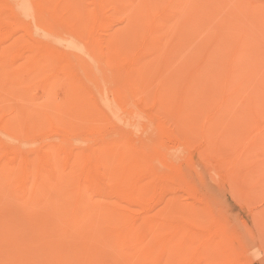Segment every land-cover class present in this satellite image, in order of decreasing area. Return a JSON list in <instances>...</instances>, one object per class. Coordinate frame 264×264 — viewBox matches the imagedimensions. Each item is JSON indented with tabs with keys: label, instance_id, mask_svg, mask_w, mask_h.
I'll list each match as a JSON object with an SVG mask.
<instances>
[{
	"label": "rangeland",
	"instance_id": "obj_1",
	"mask_svg": "<svg viewBox=\"0 0 264 264\" xmlns=\"http://www.w3.org/2000/svg\"><path fill=\"white\" fill-rule=\"evenodd\" d=\"M51 1L65 4L69 0ZM77 1L78 8L63 5L56 11L50 7L31 9L33 12L46 11L36 22H28L39 37L44 36L50 47L53 45L57 53L55 59L46 63L36 61L28 68L0 63V216L14 210L26 214L36 209L38 217L53 212L52 208L43 205L29 210L26 204L16 201L18 189L9 183L20 176L18 172L8 178L4 176L3 171L11 166L4 152L7 147L2 143L33 150L31 159H36L37 154L41 158L48 155V159H41L43 163L53 162L58 175H64L67 180L64 169L71 163V151L76 149L77 153L96 148L100 166L112 168L118 162L127 165L135 155L129 157L130 147L116 143L111 134L129 139L127 134L133 125H136L134 133H140L149 125L152 129L148 128L146 132H156L163 138V155L169 163L163 171L174 175L178 194L189 199L203 214H209L211 227L223 232L237 247L238 256L245 264H264V89L261 88L264 59L260 63L258 60L264 52V36L261 35L264 29L254 19L248 22L252 13L249 3L241 10H229L225 6L227 0H218L216 3L220 8L206 9L204 5L192 19L191 6L178 9L179 17L187 23L179 27L181 24L177 22L172 29L175 33L180 32L178 42L182 49L174 58L167 52L164 60L152 56V62L147 61L146 67L150 70V84L146 83L148 107L118 93L124 88L118 87L120 79H124L120 81L125 83V88L131 87L122 75L130 69L126 58L129 48L135 45V54L139 58L144 54L140 45L145 44L143 40L148 33L139 26L140 19L134 20L137 8L115 9L112 25H107L103 32L100 31L103 17L95 14L99 7L93 5L98 0ZM129 1L133 6L140 2ZM190 1L192 5H199L204 0ZM114 2L126 6V0ZM240 15L248 23L246 32L244 27L237 25L242 20L235 21ZM106 20L109 21V15ZM110 29L131 32L126 34V49L115 43L111 50L105 44L99 51V36L107 35ZM175 42L176 38H170L167 47ZM235 50L242 57L236 56L240 59L236 64L240 66L239 79L223 91V80L219 76L225 77L228 61ZM246 60L247 64L244 63ZM207 66L210 74L201 76ZM249 73L251 78L242 86L240 80ZM90 77L99 81L98 89L94 84L86 85ZM190 79L194 90L185 93ZM237 87L240 90L234 94ZM231 94L235 95L232 100L224 103L223 97ZM253 99L258 104L256 110L249 105ZM140 110L145 114L154 112L160 118L154 117L153 123L149 124L152 118H142ZM3 129L8 130L3 133ZM87 130L97 136L98 141L87 144ZM68 132L70 136L67 137ZM175 145L176 151L171 149ZM182 149L186 155L182 154ZM171 152H175L174 156H170ZM177 155H181V160ZM81 167L88 168V163ZM25 172L30 173L27 167ZM193 178L202 184L195 185ZM55 180L51 178V183ZM66 180L60 187L70 193L72 189ZM51 183L45 190L52 202L50 206L56 205L58 200L64 205L65 197L58 195ZM0 236L4 234L0 233Z\"/></svg>",
	"mask_w": 264,
	"mask_h": 264
},
{
	"label": "bare ground",
	"instance_id": "obj_2",
	"mask_svg": "<svg viewBox=\"0 0 264 264\" xmlns=\"http://www.w3.org/2000/svg\"><path fill=\"white\" fill-rule=\"evenodd\" d=\"M216 1L218 0H204L199 5H192L190 0H140L138 6H133L129 4V0H126L125 6L115 3L114 0H98L93 4L99 7V12L95 14L103 17L104 22H100L102 27L100 31L106 32L104 28L112 25L115 9L137 8L134 20L140 19L139 26L148 33L143 40L145 44L140 45V48L144 49L141 58L135 54L137 48L135 45L128 50L126 58L130 69L122 75L126 77L131 87L125 88V83L122 82L124 79H120L122 81H118V87L124 88L118 91L119 95L130 96L150 107L146 94V83L150 84L148 79L150 70L146 64L152 56L164 60L163 57L167 56V52L173 58L179 55L182 49L178 42L181 39L178 37L180 32L175 33L172 25L178 22L181 27L187 22L179 17L178 13L181 12L178 9L191 6L193 10L190 11L192 13L190 19H192L200 13L198 9L201 11L200 8L205 7L204 5L206 9L220 8ZM247 3L252 11L248 22L254 19L264 29L263 0H227L225 6L229 10H241ZM63 5L66 8L68 6L78 8V1L69 0L61 4L51 0H0V63L3 66L25 65L24 68H28L36 61L46 63L55 59L57 53L53 45L50 47L49 41L44 36L39 37L29 22H36L38 16H43L46 12H33L31 9L50 7L56 11ZM100 11L101 13L105 11L106 15H109V21L106 20L105 13L101 14ZM242 18L243 15H240L235 21L242 20L237 25L244 27L246 32L248 23ZM127 33L131 32L128 30L115 32L110 29L107 35L99 36V51L101 52L100 48H104L105 44L107 49L111 50V46L115 43L126 49ZM170 38H176V44L167 47ZM236 50L230 56L225 77L219 76L223 80V91L228 90L233 82L239 79L237 71L240 66L236 64L240 63V59L236 56L240 54ZM253 51L256 53L255 47ZM115 53L117 54L118 51ZM239 57L242 59L241 55ZM263 59L264 52L258 57L259 63ZM247 61L244 63L247 64ZM209 69L210 67H205L200 73L201 76L210 74ZM251 75L249 73L239 83L242 82L243 86ZM98 82L97 79L90 77L86 85L94 84L98 89ZM198 84L200 85V82ZM215 85L211 84L213 87ZM186 88L185 93L194 90L191 79ZM261 88L264 89V81ZM239 90L240 87H237L234 94ZM234 94L223 97L224 103L230 98L232 100ZM249 105L255 110L258 107L254 99ZM139 113L142 118H152L149 124L153 123L151 120L154 117L160 118L151 111L145 114L140 110ZM135 128L136 125H133L127 134L129 139L111 134L116 143L130 147L129 157L135 155L129 164L122 165L118 162L112 168H105L99 165L100 157L96 154V148H86L85 152L77 153L75 149L71 151V163L64 169L67 171V180L64 175H58L53 162L43 163L41 159H48V155L44 154L41 158L37 154L36 159H31V156H34L33 150L2 143L7 147L4 148V152L9 157L11 166L3 171L4 176L8 178L14 172H18L20 176L16 181L9 183L10 186H16L18 189L16 201L19 204H26L29 210L39 205L49 206L54 213L41 214V217H38L35 209L26 214L14 210L1 215L0 233L4 236H0V264H245L238 256L237 247L224 236L223 232L215 231L211 227L212 224L208 221L209 214H203L194 206L195 204L188 201L189 199L181 197L178 194L179 186L174 183V175L163 171L169 164L166 155H163L165 148L162 144L163 138L156 132L151 133L152 135L146 132V129L151 128L149 125L148 128L138 132L139 134L134 133ZM7 130L3 129V133ZM69 132L67 137L70 136ZM85 133L87 144L92 143L93 140L98 141V137L93 133L88 130ZM147 133L148 136L150 134V139ZM176 148L175 145V148L171 149L176 151ZM184 151H182L183 155L186 153ZM172 154L174 156L175 152H171L170 156ZM180 156L177 155L181 160ZM85 162L88 163V168L81 167ZM39 165H41L40 169L37 168ZM26 167L29 169V174L25 172ZM51 178L56 180L51 183ZM63 180L67 181V186L70 185L72 189L70 193L60 187ZM197 181H194L195 185L202 184ZM185 182L189 184L187 179ZM49 183L51 187L57 189L58 195L65 197L64 205H60L58 200L56 205L50 206L52 202H49L45 193ZM2 184L4 185V182ZM5 184L7 186L6 182ZM198 187L200 188V186L196 188ZM205 190L208 192L207 189ZM229 226L231 227L230 224Z\"/></svg>",
	"mask_w": 264,
	"mask_h": 264
}]
</instances>
